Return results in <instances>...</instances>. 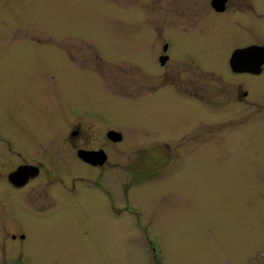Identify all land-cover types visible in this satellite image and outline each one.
Returning <instances> with one entry per match:
<instances>
[{"label":"rangeland","instance_id":"374dc122","mask_svg":"<svg viewBox=\"0 0 264 264\" xmlns=\"http://www.w3.org/2000/svg\"><path fill=\"white\" fill-rule=\"evenodd\" d=\"M164 1L0 0V133L44 166L20 193L0 162V264H264V74L234 75L228 63L233 47L264 45L254 10L264 0H231L226 13L260 27L210 14L181 20L180 33ZM166 34L173 55L200 64L162 70L154 41ZM80 108L125 140L105 142L104 166L72 159L68 171L66 117ZM89 129L82 145L95 149L104 136ZM86 169L110 176L116 208L91 183L67 193L70 174Z\"/></svg>","mask_w":264,"mask_h":264},{"label":"flooded vegetation","instance_id":"af4514ba","mask_svg":"<svg viewBox=\"0 0 264 264\" xmlns=\"http://www.w3.org/2000/svg\"><path fill=\"white\" fill-rule=\"evenodd\" d=\"M230 2H231V0H208L205 2H201L200 5H197L198 2L194 3V2H189L186 0H165L162 4V9H163L164 13L169 14L170 17H173L175 19V22H174L175 30L178 31L179 33L182 32L183 29L185 28L184 27L185 25L180 23L181 20H184L185 18H187V19H189V21H193L197 15H202L205 17L201 21H204L207 19L206 16H209L210 14L219 15L222 17H227L231 21H233L234 24H237V25H242V24L249 22L250 24H256V26L260 27L262 22L254 19V18L251 19V17H247L244 19H240V18L232 19L229 16H227L226 13L229 10V3ZM236 2H239V1H236ZM243 3H248V2L242 1L241 4H243ZM246 6H248V5H246ZM242 9H243V7H242ZM247 9H249V7ZM254 10H257V13L258 12L263 13L264 12V6H260V4L257 3V5H255ZM252 11L253 10H251L250 12H252ZM177 19H179V20H177ZM211 20H213V19H211ZM152 37H153V35H152ZM39 39H40V37H39ZM254 41H256V40H254ZM154 42H155V44H158V46L160 47V50L158 51L159 53L157 55V58H158V61L160 60L162 62V66H161L162 70L165 69L169 63H171V62L174 63V62L182 61V60L184 61V63L190 64V65H199L200 64V62L190 54H187L184 57H181L180 59H178L179 56L173 55L174 54L173 53L174 40L170 35H167V34L166 35H158L157 39ZM243 50L248 52L244 57L245 63L247 65L250 63L251 58L255 59L256 61L264 60V45L258 44V43H248V44L243 45V46H238V47L232 48V50L230 52L231 54H230V57L228 60L230 69H231L230 62H231V59H232L234 53L237 51H243ZM65 52H66V54L69 55L70 58H74V56L71 55L72 51L65 50ZM72 60H75V59H72ZM77 60H79V59H77ZM163 60H165L164 63H163ZM77 62L79 64L80 63L82 64L81 61H77ZM194 68H197V67H194ZM231 72L234 75H241V76L249 75L251 77H260L261 75L264 74V65L262 68V72L260 74H251L248 72L235 73L232 71V69H231ZM164 77H169L168 73H164ZM99 78L101 79V77H99ZM248 86H249L248 90H251L252 89L251 83ZM176 91L177 90H174V89L172 90V92H176ZM179 95L182 96L181 93H179ZM248 95H249L248 91H245L243 93L244 98L248 97ZM190 98H192V97H190ZM68 119L70 120V124L72 125V127L73 126L74 127H73V130L70 131L69 136L64 137L67 152H69L71 160L74 159L78 163L80 162L81 164H83V165L85 164L88 167L91 166L93 168H96V167H98L97 165H101L100 159H102V156H103L102 154L107 156L106 157L107 160H105V162L102 166H104L106 163H108L110 156H109V153H107L105 150V147H106L105 142H107L111 146H119L125 140L124 135L120 132V128L111 127V125L108 124L106 119L101 114H99L97 112H90V111L83 109V108L75 109L73 112H70L69 115L66 117V120H68ZM90 127L93 128L94 130H97L98 132H102L103 136H104V139L102 141V145L98 146L95 149H89L88 146L82 145L83 141L86 143H88V141H89V131H90L89 128ZM111 132H115V133L120 134L121 140L120 141L113 140V138L111 136H109V134H111ZM61 136H62V134H61ZM141 140H143V139H141ZM61 141L63 144L62 139H61ZM144 142H145V145H148L150 147H157V146H159V147L161 146L162 148L163 147H169L168 140H160V141L154 140V142L146 140ZM86 153H93L95 155L94 156L95 160L92 162H89L88 160L86 161L85 160V154ZM56 155H57V152L55 151L54 156H56ZM63 156L64 155L59 156L62 166L68 167V171H71L73 169V166H75V162L73 160L72 161L70 160V162L65 161L66 157L62 160ZM27 161L28 160L23 158L19 152L16 153V146H15L14 138L10 137L9 135H7L5 133H0V162H2V164L5 167V172L2 174L5 175V179H6L8 186L11 189H13L14 191H18L20 193L25 191L27 189V187L29 185H31V183L40 175L41 171H43V168H44L43 163H40V165H34V164L27 163ZM68 163H69V165H68ZM12 165H13V168L10 169V166H12ZM29 165L39 168V174L37 177L29 179L26 183H23L25 180L22 179L21 176L18 177V179L14 178L16 176L17 172H19L20 168L25 167V166H29ZM91 175L92 174L87 169L81 173H73L72 172V174H70V176L68 177L67 183L69 182L71 184V186L73 185L75 188L71 189L69 187L67 193L73 194L75 191L78 192V188H81V187L77 188V183H81V184H83L84 182L91 183L96 187V193L99 195V197L105 198L107 200V203L110 206V209L112 210L113 208H116L117 205L119 204L120 190L117 187L115 188V186L112 184V180H111L110 176L107 175L108 177H106L104 174H102V175H95V176L93 175L91 177ZM93 177H95V178H93ZM91 178H93V179H91ZM1 179H2V177L0 174V180ZM76 180H78V181H76ZM61 192L65 193V191H62V190H61ZM4 201L8 204V200L6 198L4 199ZM22 201H24V200L21 199L20 202H22ZM8 206H9L8 212H7L8 216L9 217L11 216L13 219H15L17 221V225H18L19 229L20 228L22 229L20 224H18L20 219H17L19 216L17 215L16 211L13 209V205H8ZM59 208H61V206ZM8 216H7V218H8ZM20 238L22 240H26L25 235H21Z\"/></svg>","mask_w":264,"mask_h":264},{"label":"water","instance_id":"95a60500","mask_svg":"<svg viewBox=\"0 0 264 264\" xmlns=\"http://www.w3.org/2000/svg\"><path fill=\"white\" fill-rule=\"evenodd\" d=\"M247 51H237L234 53L231 62H230V66L233 72L235 73H244V72H248L251 74H260L262 72V68L264 65V60H260V61H256L255 59L251 58L250 63L247 65L245 63L244 57L247 54ZM165 60H163L164 63ZM109 136H111L113 138V140L115 141H120L121 140V135L115 132H111V134H109ZM102 159H100L101 163L103 164L105 162L106 157L104 154H102ZM94 154L93 153H86L85 154V160L92 162L95 160L94 158ZM39 174V168L34 167V166H25L20 168L19 172H17L16 176L14 177L15 179H18V177H22V179H24L25 181L23 183H26L29 179L31 178H35L37 175ZM19 186V185H18Z\"/></svg>","mask_w":264,"mask_h":264},{"label":"bare ground","instance_id":"6f19581e","mask_svg":"<svg viewBox=\"0 0 264 264\" xmlns=\"http://www.w3.org/2000/svg\"><path fill=\"white\" fill-rule=\"evenodd\" d=\"M37 39H39V36L37 37Z\"/></svg>","mask_w":264,"mask_h":264}]
</instances>
